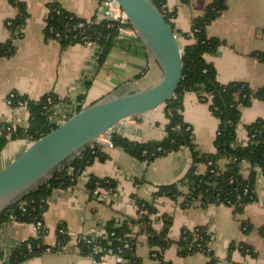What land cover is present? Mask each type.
Instances as JSON below:
<instances>
[{"label":"crops","instance_id":"1","mask_svg":"<svg viewBox=\"0 0 264 264\" xmlns=\"http://www.w3.org/2000/svg\"><path fill=\"white\" fill-rule=\"evenodd\" d=\"M26 4L29 14L23 37L15 39L7 27L18 10L10 0H0V43H13L16 53L0 57V121L16 127L27 128L30 114L26 107H12L7 98L13 92L38 100L46 94H55L59 104L55 107L53 122L62 124L78 112L106 99L116 90L141 91L157 84L162 71L150 51L137 34L127 33L118 38L101 64V47L98 44L75 45L63 49L56 40H47L44 34L49 14V4L56 2L77 17L98 22L106 19L107 7L102 0H19ZM212 0H165V11L172 17L173 29L184 49L190 42L183 34L191 31L195 18L203 15ZM228 8L207 29L210 37L218 38L223 45L206 55L208 63L217 71L220 83H244L254 95L251 103L242 108V118L237 127L235 148L249 142L247 127L257 120L264 121V98L256 94L264 90V61L255 56L264 53V0H227ZM107 20V19H106ZM184 119L193 128L195 142L203 153L215 152L219 121L213 116L210 105L200 100L196 93L184 97ZM165 106L138 115L117 125L116 132L135 142L162 140L166 137ZM32 144L27 140L10 142L0 153V171L20 157ZM104 157L87 167L68 189H55L48 198L44 216L48 234L45 243L55 246L56 230L64 225L71 236L62 252H47L23 264H93L94 258L83 256L77 238L86 236L96 241L106 235L110 222L122 224L128 217H137L134 196L154 202L157 214L153 227L161 232L162 217L171 215L173 223L168 237L177 242L183 229L207 227L212 235L211 249L215 264H264V177L257 184L258 201L248 205L243 214L235 215L233 208L209 205L184 209V198L177 201L168 197L154 198L159 187L179 182L193 164L189 149L159 157L152 162L133 158L120 148H103ZM226 162H222L224 166ZM245 174L249 165L244 166ZM206 172L201 165L200 173ZM93 178L114 180L115 191L97 188L94 195L89 187ZM242 223L251 224L246 233ZM138 243L136 254L142 264H156L152 260L148 237L142 228H136ZM35 225L15 221L0 223V264H8L11 249L29 238L36 237ZM235 244L234 249H231ZM251 248L252 253L243 251ZM173 264H209L203 254L182 258L175 244L164 254Z\"/></svg>","mask_w":264,"mask_h":264},{"label":"trees","instance_id":"2","mask_svg":"<svg viewBox=\"0 0 264 264\" xmlns=\"http://www.w3.org/2000/svg\"><path fill=\"white\" fill-rule=\"evenodd\" d=\"M151 1L173 27L172 17L164 9L165 0ZM182 1L186 4L190 3V0ZM10 3L18 10V14L7 22V27L15 39H20L23 37V30L29 17L27 6L19 0H10ZM48 7L49 14L44 28L45 38L56 40L63 49L75 45L98 44L102 50L99 59L101 64L118 40L120 28L125 27L118 21L110 22L104 19L98 22L95 19L90 21L81 19L64 10L56 2L49 4ZM227 8V0H212L204 9L203 15L193 20L191 31L183 34L190 43L182 49L183 80L175 96L164 105L167 118L166 137L162 140L142 143L130 141L115 132L111 137V143L113 148H120L133 158L145 162H152L183 148L189 149L193 164L188 173L177 183L159 187L153 199L168 197L177 201L182 197L184 201L181 206L184 209L197 205L202 207L218 205L231 207L235 215H241L248 205L258 201L257 184L259 177H264V121L257 120L249 125L248 144L243 148H235L242 108L250 105L254 93L244 83H220L215 67L206 60V55L215 53L223 45L220 39L210 37L207 29ZM15 53L16 47L13 43H0V57H11ZM255 56L264 61V53H257ZM191 92L196 93L202 102L210 105L213 116L219 121L214 153L207 154L201 151L195 142L193 128L184 119V97ZM256 95L263 99L264 90ZM7 101L12 107H26L30 121L27 128L0 121V153L10 142L27 140L33 143L59 127L53 122L55 107L59 104L55 94L49 93L38 100H31L27 96L13 92ZM82 109L84 108L80 107L78 112ZM103 157L102 145L94 142L72 165L65 167L48 183L21 198L0 214V223L10 221L32 225L42 223V228L36 237L29 238L11 249L8 264H23L43 256L49 250L53 253L64 250L71 239L64 225H60L56 230L55 246H48L45 243L48 234L44 223L48 209L47 200L55 189L75 186L83 171ZM223 161L226 164L221 166ZM246 164L249 165L248 174H245ZM201 165L206 166L205 173H200ZM98 184L100 188L109 191H115L117 186L116 182L109 178H93L89 185L92 195L97 190ZM133 200L137 207V217H128L120 225L110 222L106 226L105 237L96 241L86 236L78 237L81 255L93 257L101 262L107 255L121 254L125 258L126 252H129V258H125L126 264H142L136 254L139 234L135 232L136 228H142L148 237L151 258L156 264H173L164 258L165 252L172 244L177 246L178 254L182 258L203 254L210 259L209 264H215L216 258L211 249L212 235L207 227L183 229L179 240L173 242L168 237L173 217L164 215L163 230L157 232L153 227V216L157 214L154 202L137 196H134ZM242 227L246 233L254 229L247 223H242ZM260 232L264 238V228H261ZM234 246L235 244H232L231 249H234ZM242 247L244 252L252 253L251 248Z\"/></svg>","mask_w":264,"mask_h":264},{"label":"water","instance_id":"3","mask_svg":"<svg viewBox=\"0 0 264 264\" xmlns=\"http://www.w3.org/2000/svg\"><path fill=\"white\" fill-rule=\"evenodd\" d=\"M162 71L161 80L141 91L116 90L82 109L33 142L0 171V214L72 165L83 151L125 119L154 111L176 94L184 75L183 50L173 27L151 0H115ZM106 19L114 22L112 17ZM125 258H129L126 252Z\"/></svg>","mask_w":264,"mask_h":264},{"label":"built area","instance_id":"4","mask_svg":"<svg viewBox=\"0 0 264 264\" xmlns=\"http://www.w3.org/2000/svg\"><path fill=\"white\" fill-rule=\"evenodd\" d=\"M101 3L105 7H107L106 17L107 16L112 17L114 19V21H118L121 24L125 25V27L120 28L119 38H122L123 36L125 37L128 32H130V34H132L134 36L136 35L135 29L130 24L126 14L123 12L121 6L119 5V3L117 1H115V0H102ZM130 119L131 118L125 119V120L121 121L120 123L129 122ZM113 133H115V132H112V131L107 132L106 134L99 137L96 142L101 144L103 148H105V147L113 148V145L111 143V137H112ZM98 188H99V184H98ZM35 227H36L37 231H39L42 228V223L38 222L35 225ZM48 252H50V250ZM93 264H126V260L121 254L107 255L102 259L101 262L94 260Z\"/></svg>","mask_w":264,"mask_h":264}]
</instances>
